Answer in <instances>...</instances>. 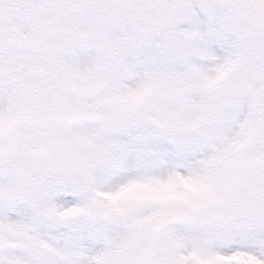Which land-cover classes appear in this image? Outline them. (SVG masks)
Masks as SVG:
<instances>
[{"label":"snow or ice","instance_id":"obj_1","mask_svg":"<svg viewBox=\"0 0 264 264\" xmlns=\"http://www.w3.org/2000/svg\"><path fill=\"white\" fill-rule=\"evenodd\" d=\"M0 264H264V0H0Z\"/></svg>","mask_w":264,"mask_h":264}]
</instances>
